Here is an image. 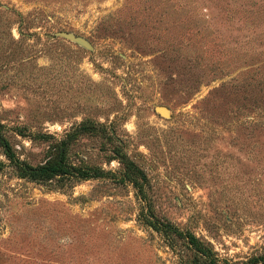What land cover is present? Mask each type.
<instances>
[{
    "label": "rangeland",
    "instance_id": "374dc122",
    "mask_svg": "<svg viewBox=\"0 0 264 264\" xmlns=\"http://www.w3.org/2000/svg\"><path fill=\"white\" fill-rule=\"evenodd\" d=\"M0 133L104 172L0 145V264H264V0H0Z\"/></svg>",
    "mask_w": 264,
    "mask_h": 264
},
{
    "label": "trees",
    "instance_id": "16d2710c",
    "mask_svg": "<svg viewBox=\"0 0 264 264\" xmlns=\"http://www.w3.org/2000/svg\"><path fill=\"white\" fill-rule=\"evenodd\" d=\"M0 145L3 146L5 150V155L7 158L17 166L19 170L23 172V174L29 178L37 179L40 181H46L51 179L54 176H75L77 178L86 179L88 177H101L104 176V172H91L90 170H81L77 168H72L69 166L66 161L65 149L64 147L59 145H54V150L56 152V158H49L43 164L38 166H32L24 161H21L17 158L16 153L13 151V148L10 145L8 139L0 133ZM58 155V156H57ZM123 163L128 167V169L137 170L138 168L134 165V163L129 160L123 158ZM2 162L0 161V166ZM143 175L142 170H139ZM154 227L157 230L164 231L168 235H172L175 239V236L179 238H183L187 248L192 251V262L193 264H218L216 257L212 250H210L209 246L197 238L194 234L190 232L181 231L179 228H176L169 220H157L154 222Z\"/></svg>",
    "mask_w": 264,
    "mask_h": 264
},
{
    "label": "water",
    "instance_id": "95a60500",
    "mask_svg": "<svg viewBox=\"0 0 264 264\" xmlns=\"http://www.w3.org/2000/svg\"><path fill=\"white\" fill-rule=\"evenodd\" d=\"M49 37H54V36H60V37H63V38H66V39H69L71 41H74L88 49H92L93 46L92 44L84 37L82 36H78L76 35L75 33H72V32H67V31H59V32H56L55 35L53 34H48ZM158 111L163 114V115H167L168 114V110L165 108V107H158Z\"/></svg>",
    "mask_w": 264,
    "mask_h": 264
}]
</instances>
